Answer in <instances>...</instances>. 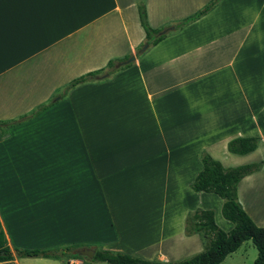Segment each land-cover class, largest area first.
<instances>
[{"label": "crops", "instance_id": "crops-1", "mask_svg": "<svg viewBox=\"0 0 264 264\" xmlns=\"http://www.w3.org/2000/svg\"><path fill=\"white\" fill-rule=\"evenodd\" d=\"M138 1L151 28L171 32L137 56ZM208 1L0 0V120L45 106L0 138V230L13 254L0 264L75 257H16L14 247L103 248L159 261L200 251L184 218L210 200L221 206L189 187L201 151L223 167L261 162L236 196L264 226L253 186L264 175V39H253L252 23L264 0H219L173 30ZM110 59L121 67L111 77ZM99 68L109 80L63 91ZM237 136L260 140L233 154L226 142Z\"/></svg>", "mask_w": 264, "mask_h": 264}, {"label": "trees", "instance_id": "trees-1", "mask_svg": "<svg viewBox=\"0 0 264 264\" xmlns=\"http://www.w3.org/2000/svg\"><path fill=\"white\" fill-rule=\"evenodd\" d=\"M219 0H209L201 8L192 14L175 22L174 29L177 30L187 23H190L208 12ZM137 17L140 27L143 30V44L148 46L156 44L171 31L161 32L160 29L151 28L146 20V12L142 1L136 4ZM137 48V49H138ZM137 56L139 54H136ZM128 57V56H126ZM125 59V58H124ZM115 60L107 61L106 75L113 73L121 67H115ZM128 64L124 65L127 66ZM104 68H99L86 72L77 78L68 81L63 86V91L89 82H99L106 77H100ZM45 106H38L27 115H22L16 119L0 120V138L7 133L11 126L22 122L26 117L33 116ZM262 116L264 119V104L262 106ZM260 140L258 136H237L226 142V150L233 154H245L257 147ZM200 169L190 182L191 190L198 192L213 193L221 199L220 214L232 223L231 229L223 231L214 219L211 209H196L186 214L183 221V230L186 235L198 234L203 242L200 251L181 259L173 261H159L140 258L121 251H112L103 248H95L91 261H101L106 264H219L229 253L235 251L245 240H250L256 249V256L252 264H264V226H257L246 214L239 204L236 196V185L238 181L260 168V162H251L232 167H223L220 162L212 158L207 152L201 151L199 154ZM75 246H64L62 248H18L14 247L16 257H61L69 253L70 256L80 257L89 260L87 257L79 255ZM71 251H74L71 253ZM13 254L6 245L5 238L0 230V261L12 259Z\"/></svg>", "mask_w": 264, "mask_h": 264}, {"label": "rangeland", "instance_id": "rangeland-1", "mask_svg": "<svg viewBox=\"0 0 264 264\" xmlns=\"http://www.w3.org/2000/svg\"><path fill=\"white\" fill-rule=\"evenodd\" d=\"M240 4H244L246 2V0H240L238 1ZM242 7V6H239ZM259 14V18L257 20L252 21V23H254V27H253V33H254V38L256 39H264V5L262 6V8L260 9V11L258 12ZM238 17H242V15H238ZM161 31H163L165 28H159ZM256 29V30H255ZM140 46V45H139ZM141 48V47H140ZM136 49L134 54H138V53H142V52H138V50L140 49ZM111 77V74H110ZM105 78L103 81L109 80V78ZM205 81V80H204ZM202 83V81H201ZM57 97V96H56ZM61 98H64V95H61ZM125 106V105H122ZM218 153V151L216 152ZM261 165V162H260ZM254 186V192H256V199H255V206L254 209H257V211L259 212V216L261 218H263L264 220V175L259 176L256 181L253 184ZM211 196H214L213 198H217V200L219 199L218 197H216L214 194H211ZM214 200V199H212ZM211 201V200H210ZM207 202V205L209 209H211L214 213V221L216 223V225L222 229L223 231H228L229 229H231L232 227V223L226 221L220 214V206H218L216 203L214 202ZM198 236V240L201 243V246L203 245L202 240L200 239L199 235L196 234ZM63 246H60V248H62ZM55 248H59L58 246H56ZM191 248H185L182 251V254L180 255H186L184 257H188L190 255H192L193 253L190 252ZM256 256V249L253 246L252 242L248 239L243 241L240 246L232 253H230L228 256H226L219 264H252L253 259ZM139 257V256H137ZM183 256L179 257V259L184 258Z\"/></svg>", "mask_w": 264, "mask_h": 264}, {"label": "water", "instance_id": "water-1", "mask_svg": "<svg viewBox=\"0 0 264 264\" xmlns=\"http://www.w3.org/2000/svg\"><path fill=\"white\" fill-rule=\"evenodd\" d=\"M145 48H146V44H143L141 46V48L138 50V52H142ZM133 59H134V56L133 55H130L128 58H126L125 60H123L119 64H125V63H128V62H131V61H133ZM78 254H80L82 256H85V257L91 259L92 258V255H93V250L88 249V248H83V249H81V250L78 251Z\"/></svg>", "mask_w": 264, "mask_h": 264}, {"label": "built area", "instance_id": "built-area-1", "mask_svg": "<svg viewBox=\"0 0 264 264\" xmlns=\"http://www.w3.org/2000/svg\"><path fill=\"white\" fill-rule=\"evenodd\" d=\"M83 263H84L83 259L77 257L69 258L66 261V264H83Z\"/></svg>", "mask_w": 264, "mask_h": 264}]
</instances>
